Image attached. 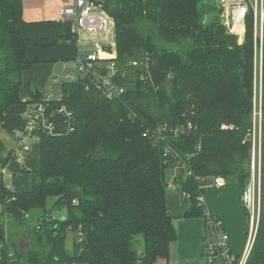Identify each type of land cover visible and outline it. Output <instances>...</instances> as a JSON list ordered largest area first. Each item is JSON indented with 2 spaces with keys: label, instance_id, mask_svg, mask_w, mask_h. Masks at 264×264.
I'll list each match as a JSON object with an SVG mask.
<instances>
[{
  "label": "trees",
  "instance_id": "1",
  "mask_svg": "<svg viewBox=\"0 0 264 264\" xmlns=\"http://www.w3.org/2000/svg\"><path fill=\"white\" fill-rule=\"evenodd\" d=\"M102 4L116 24L114 80L126 92L109 99L81 79L61 84V100L51 101L30 84L29 100L24 101L23 73L36 63L27 50L77 39L67 24L66 35L25 37L23 0H0V123L14 106L42 103L57 128L54 135L35 132L39 167H19L22 177L31 180L29 191H12L0 175L2 214L18 226L37 223L28 252L11 245L6 225L0 223V264L169 261L178 235L167 197L170 174L177 167L187 171L181 190L187 196L184 218H203L206 223L207 264L208 224L217 217L200 200L206 191L203 180L236 181L241 198L250 180L253 18H248L240 44L222 24L216 0ZM63 106L71 120L58 112ZM183 128L185 132H176ZM6 151L0 138L3 168L16 161L14 150ZM36 213L43 216L35 218ZM69 232L75 236L72 251L67 249ZM257 259L264 264V254Z\"/></svg>",
  "mask_w": 264,
  "mask_h": 264
},
{
  "label": "built area",
  "instance_id": "2",
  "mask_svg": "<svg viewBox=\"0 0 264 264\" xmlns=\"http://www.w3.org/2000/svg\"><path fill=\"white\" fill-rule=\"evenodd\" d=\"M103 0H71L62 13V22L69 25L72 35L80 41L104 37L105 42H94L95 50L84 56H78L74 61L73 73L65 78L54 77L48 86L46 101L59 99L61 94H56V87L65 82H76L81 79L91 81L92 85L102 91L109 99L119 98L126 92L125 87H119L115 82L117 74L115 58L116 46L114 18L103 8ZM221 8L220 19L229 34L245 39L248 18L254 22L255 38V77L254 93L252 99V128L247 135V141L251 143V160L249 165L250 180L242 195L241 201L248 215V235L246 246L242 254L233 251L229 235L217 218L210 220L208 224L209 234L206 246L205 260L207 264H248L260 233L262 221L261 203V153L264 136L263 130V46H264V0H216ZM103 40V38H102ZM114 43V44H113ZM259 44V45H258ZM136 65V64H135ZM56 94V96H55ZM47 107L44 104H31L26 117V130L19 137L13 151L16 161L23 163L32 150L31 142L39 141L35 132L43 130L49 135H54L57 128L46 115ZM69 120L72 115L63 106L58 110ZM188 125V129H192ZM185 132V129L176 130ZM8 167L3 168L0 163V175H7ZM226 186V179L215 177L213 188L221 190ZM169 191H177L173 183H169ZM185 197L186 194L184 193ZM203 196V195H202ZM202 196L200 200L203 201ZM83 232L79 233L80 241Z\"/></svg>",
  "mask_w": 264,
  "mask_h": 264
},
{
  "label": "crops",
  "instance_id": "3",
  "mask_svg": "<svg viewBox=\"0 0 264 264\" xmlns=\"http://www.w3.org/2000/svg\"><path fill=\"white\" fill-rule=\"evenodd\" d=\"M71 3V0H23V20L25 25L21 32L25 37H55L66 35L67 26L62 22L63 9ZM90 39L83 37L76 43L62 42L53 48L31 47L27 55L33 67L23 73V86L20 90L21 98L29 100V85H35L42 92H48L49 81L52 77L65 78L73 73L74 61L78 56H84L94 49L86 47ZM59 93V92H58ZM56 92V94H58ZM30 105H18L12 107L4 115V123L0 132L8 133L17 145L19 137L26 130V117ZM2 140V139H1ZM3 141V140H2ZM32 150L26 160L21 163L14 161L8 166V178L5 184L15 192L29 191L31 180L22 177L19 167L24 166L28 170L37 169L40 165V152L38 142H31ZM37 148V154L33 152ZM261 203L262 221L260 233L248 264H263L257 256L264 254V136L261 153ZM187 177L184 167H177L170 174L169 183H173L177 191H171L167 197L169 214L174 217L178 239L172 246L169 261H159L157 264H204L203 247L206 236V223L203 218L185 219L186 212L185 195L181 191L182 184ZM10 180L9 185L7 181ZM205 193L202 196L209 214L217 217L227 234L229 235L233 251L240 255L245 249L248 235V215L241 201L240 186L236 181H227L225 188L218 190L213 188L214 178L203 180ZM3 209V208H2Z\"/></svg>",
  "mask_w": 264,
  "mask_h": 264
},
{
  "label": "rangeland",
  "instance_id": "4",
  "mask_svg": "<svg viewBox=\"0 0 264 264\" xmlns=\"http://www.w3.org/2000/svg\"><path fill=\"white\" fill-rule=\"evenodd\" d=\"M102 38H103V40H102ZM99 40H101L103 42L106 41V39L104 37L98 36V37H95V38H92L91 40H89V42L86 44V47L94 49L95 48L94 42H100ZM243 42H244V39L242 38L241 39V43H243ZM114 45L116 46V43ZM53 78L54 77H52L50 79V81ZM170 83L171 82H168V84L166 86L167 90H170ZM33 87H35V85H33ZM55 90L58 93L60 91V86L56 87ZM55 96H56V94H55ZM2 124L3 123H0V128H1ZM0 138L3 140V142H4L5 146H6V149H7L6 152H9L15 145L14 139L8 133L3 132V131L0 132ZM37 150H38L37 148H34V150H33L34 154L35 153L37 154V152H38ZM4 178H5V180H7L8 175H5ZM7 183L10 185L11 181L8 180ZM169 192H171V191H169ZM52 204H53V202L49 201V204H48V208L49 209H51ZM2 208L3 207L0 204V223H4L6 225L7 231L9 233V239L11 241V245L14 243L21 250V252H28L30 247H31V244H32V239H31L30 233L32 232L35 224H37V223H35L36 221H34V223L31 222V223L27 224L24 227L23 226H18L12 218L4 216L2 214V212H3ZM55 215H56L55 217H59L60 213H55ZM42 216H43L42 214L36 213V217L35 218H39V217H42ZM74 241H75V236L71 232H69L68 236H67V241H66L68 250H70V251L73 250Z\"/></svg>",
  "mask_w": 264,
  "mask_h": 264
},
{
  "label": "water",
  "instance_id": "5",
  "mask_svg": "<svg viewBox=\"0 0 264 264\" xmlns=\"http://www.w3.org/2000/svg\"><path fill=\"white\" fill-rule=\"evenodd\" d=\"M3 59H2V56L0 55V64L2 63Z\"/></svg>",
  "mask_w": 264,
  "mask_h": 264
}]
</instances>
